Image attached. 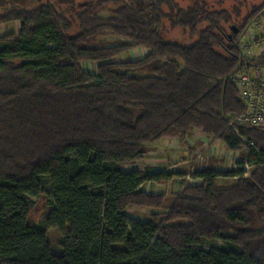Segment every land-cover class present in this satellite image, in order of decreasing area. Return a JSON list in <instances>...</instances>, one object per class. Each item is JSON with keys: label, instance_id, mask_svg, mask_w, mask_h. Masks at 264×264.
Listing matches in <instances>:
<instances>
[{"label": "trees", "instance_id": "16d2710c", "mask_svg": "<svg viewBox=\"0 0 264 264\" xmlns=\"http://www.w3.org/2000/svg\"><path fill=\"white\" fill-rule=\"evenodd\" d=\"M75 7L72 19L52 0L0 13V23L21 21L16 37L0 39V264H264V128L235 120L246 107L233 81L246 67L264 68V51L247 57L243 42L264 17V0L245 13L210 10L205 0ZM166 18L198 39L165 40ZM106 30L127 40L94 44ZM138 46L149 52L121 58ZM196 130L229 151L245 149L239 164L253 169L196 168L201 181L161 211L166 196L142 184L176 173L136 166L146 144L170 137L189 145ZM221 176L236 179L220 185ZM43 195L50 213L30 223ZM130 208L153 211L139 219ZM215 241L225 245L211 247Z\"/></svg>", "mask_w": 264, "mask_h": 264}, {"label": "rangeland", "instance_id": "374dc122", "mask_svg": "<svg viewBox=\"0 0 264 264\" xmlns=\"http://www.w3.org/2000/svg\"><path fill=\"white\" fill-rule=\"evenodd\" d=\"M45 0H0V13L5 12L8 9L13 7L17 8H33ZM54 2H59L62 9L66 12L67 16L72 19L75 15V6L85 0H52ZM208 5V9H233L235 7H240L242 12H247L254 5L261 4L263 0H205ZM193 0H180V4L186 6L191 4ZM108 8H114L112 2L108 3ZM108 12H103L102 15H108ZM206 23L200 25V29L204 28ZM21 21L20 20H8L4 23H0V39L10 37H16L20 31ZM166 27V28H165ZM78 28L76 26V29ZM73 30L72 33H75ZM163 36L165 40L172 42H179L181 44H192L195 42L198 37H191L187 31L180 27L172 26L170 21L166 18L164 21V32ZM125 37L117 36L113 34L110 30H106L102 35L97 37L94 40V44L97 45H110L115 44L118 41H126ZM244 53L247 57H252L257 53L264 51V17H261L258 20H255L250 25L246 36L244 37ZM129 42L134 43V40H129ZM148 48L146 47H135L130 50L128 53H124L121 58L130 56L134 59H140L147 52ZM82 66L85 70L96 72V64L88 61L82 62ZM253 68V67H252ZM249 69V68H248ZM243 70V69H242ZM241 71V70H240ZM252 71V70H251ZM131 74L147 76L149 71L146 69H134L130 71ZM237 74V73H236ZM234 81V77H233ZM235 82V81H234ZM236 84V83H235ZM190 136L192 140V145H185L180 140L177 141V138L174 141L160 142L156 144H146L149 146L146 158L143 161L144 165L148 164L151 167L155 168L157 171H175L176 174L172 180L162 183L153 182L152 186L150 184H145L143 188L150 189L151 191H157L166 196V203L164 208L161 211H168L173 200L176 197L180 188L192 183L200 182L201 179L193 177V171L196 168H207L214 166L219 170H229L237 169L241 166L245 169L246 176L250 175L253 167L251 163H245L240 165L239 161L245 155V149L238 151V154H228L226 146L220 140H214L206 137L204 134L199 136L198 134ZM188 138V139H189ZM189 143V142H188ZM232 152V151H231ZM140 165V164H139ZM142 165V164H141ZM143 168V166H141ZM146 166H144L145 168ZM130 168V166H126ZM236 177L229 176L219 177V184L225 185L233 182ZM182 181H185L184 185L181 184ZM183 185V186H182ZM35 204L30 212V223H39L44 222L50 213L52 208L51 200L47 195H43L40 198H35ZM153 209L149 208H130L129 214L133 217L139 219H146L149 217ZM33 221V222H32ZM177 223H187V221H178ZM48 236L50 243L53 247L55 253L63 252L62 241L63 237L58 230V228H49ZM223 241H215L210 244L211 247L224 246Z\"/></svg>", "mask_w": 264, "mask_h": 264}, {"label": "built area", "instance_id": "2783aa9c", "mask_svg": "<svg viewBox=\"0 0 264 264\" xmlns=\"http://www.w3.org/2000/svg\"><path fill=\"white\" fill-rule=\"evenodd\" d=\"M234 81L246 107L235 120L244 126L264 128V68L246 67L234 75Z\"/></svg>", "mask_w": 264, "mask_h": 264}, {"label": "crops", "instance_id": "0c3cea01", "mask_svg": "<svg viewBox=\"0 0 264 264\" xmlns=\"http://www.w3.org/2000/svg\"><path fill=\"white\" fill-rule=\"evenodd\" d=\"M147 52H149V49L147 50ZM147 52H146V53H147ZM193 134H195V135L198 134L199 136H201L203 133H202L201 131H199V130H196V131L193 132ZM193 134L191 135L192 137L194 136ZM202 136H203V135H202ZM174 139H176V138L165 137V138H163L160 142H167V143L169 142V143H170L171 141H174ZM177 141H178V138H177ZM188 142H189L190 145L193 144L191 138L188 139ZM158 143H159V142H158ZM227 153H228V154H231V155H234V154H238V151H237V152H234V151H232V152H231V151H227ZM139 164H140V165L142 164L141 166H143V168L140 167ZM139 164H137L136 167L139 168V169H141V170H144V169H145L144 166H147V165H148V164H145V165H144L143 162H141V163H139ZM218 170H219V169H218ZM173 172H175V171H173ZM175 173L178 175L177 172H175ZM147 183L150 184V185H149V187H150V186H152V183H153V182H152V181H146V182H144V183L142 184V187H144V185L147 184ZM184 183H185V181H182L181 184L184 185ZM183 185H182V186H183ZM147 190H150V189H147ZM180 190H181V188H180ZM150 191H151V190H150ZM152 192H154V193H158L157 191H154V190H152Z\"/></svg>", "mask_w": 264, "mask_h": 264}]
</instances>
